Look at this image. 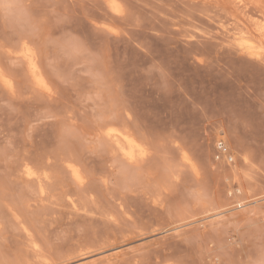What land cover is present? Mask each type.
<instances>
[{
    "label": "rangeland",
    "instance_id": "1",
    "mask_svg": "<svg viewBox=\"0 0 264 264\" xmlns=\"http://www.w3.org/2000/svg\"><path fill=\"white\" fill-rule=\"evenodd\" d=\"M39 2L60 5L45 9L52 19L49 32H57L63 27L60 18L75 17L76 9L69 6L81 0ZM124 2L132 15L121 29L123 35L102 46L115 83L110 81V89L86 99L82 115L118 102L125 115L133 116L128 134L134 138L132 129L174 133L189 151L203 157L211 204L176 205L174 216L165 223L158 214L163 206L158 210L154 199L149 202L147 186L137 191H126L119 184L70 187L67 163L74 162L90 176L96 173L94 134L81 125L85 142L62 143L49 135L50 129L35 123L47 115L40 108L45 102L21 100V106L10 113L0 104V188L11 189L9 206L30 230L46 227L54 232L63 247L59 258L71 257L70 264H147L150 259L169 264L181 238L195 242L196 252L189 259L199 264L221 260L258 264L264 258V213L259 203L264 198V171L259 168L264 161V66L240 50L239 45L253 38L240 30L245 16L225 0ZM35 3L22 0V7L12 9L7 19L0 14V27L4 23L23 27L24 9ZM153 65L164 69L166 87H161L159 73L150 77L145 71ZM238 148L256 162L249 172L251 179ZM25 167L36 173L31 180ZM41 186L46 196L38 198ZM237 204L245 210L234 208ZM205 210L214 215L197 220L196 215L203 216ZM154 222L163 227L154 231L141 227ZM0 224V258L26 264L27 239L15 229V220L4 215L2 205ZM177 227L182 229L179 234Z\"/></svg>",
    "mask_w": 264,
    "mask_h": 264
},
{
    "label": "snow or ice",
    "instance_id": "2",
    "mask_svg": "<svg viewBox=\"0 0 264 264\" xmlns=\"http://www.w3.org/2000/svg\"><path fill=\"white\" fill-rule=\"evenodd\" d=\"M256 6L244 0H236L235 4L240 10ZM21 7L22 0H0V14L5 19L12 9ZM52 7L60 5L51 2L43 4L37 0V3L29 4L24 9L27 19L23 27L12 23H4L0 27V104L4 111H16L21 106V100H43L45 103L40 108L45 109L47 115L36 119L35 123L50 129L51 137L58 138L62 143L85 142V131L81 125L94 134V154L98 157L96 173L90 176L74 162L67 163L70 187L90 188L94 183L119 184L126 191H137L147 186L149 202L154 199L158 210L163 206V211L158 214L164 218L165 223L170 222L169 216H174L172 209L176 205L186 208L210 205V193L203 180L205 161L202 156L189 151L174 133L132 129L135 134L133 141L128 134L133 116L125 115L118 102H114L110 108L105 105L103 111L97 112L93 108L91 113L82 115L86 113V99H90L93 93L98 95L100 91L110 89V81L115 83L114 70L108 67L102 46L105 41L123 35L121 29L132 15L130 6L124 0H81L69 6L76 9L77 15L60 18L59 23L63 27L57 32H49L52 19L45 9ZM259 7L264 9V0ZM102 20L103 24L100 23ZM261 32L264 33V28ZM240 50L246 57L264 66V35L251 38V42L246 45L241 44ZM145 71L150 77L159 73L161 87H166L167 77L163 68L153 65ZM46 120L51 123H45ZM113 135L133 144V150L120 147L112 140ZM237 150L241 152L244 164L249 166L245 174L251 179L249 172L256 167V162L243 154L241 149ZM47 163L50 165L52 161L48 160ZM109 167L111 172L108 171ZM259 168L264 171V161L260 162ZM23 171L29 180L35 175L32 167H25ZM261 184L264 185V178ZM0 196L4 215L15 220V229L22 230L27 239L26 264H70L71 257L59 258L63 254V247L54 232H48L46 227L30 230L18 212L9 206V186L0 188ZM36 196H46L43 186ZM68 199H72L71 192L68 193ZM259 203L260 211L264 213V198H260ZM249 206L256 205L250 203ZM233 207L245 210L244 205ZM213 215V212L205 210L203 216L197 214L196 219L204 220ZM212 223V231H215L217 225L214 221ZM0 227L3 225L0 224ZM141 227L154 231L163 225H155L154 222L152 226ZM163 231L168 230L164 228ZM180 231L182 229L177 227V234ZM181 240L179 251L169 264H199V261L189 259L196 252L195 242L183 238ZM0 264L16 262L0 258ZM147 264H156V261L150 259ZM220 264H235V261L221 260ZM258 264H264V258Z\"/></svg>",
    "mask_w": 264,
    "mask_h": 264
},
{
    "label": "bare ground",
    "instance_id": "3",
    "mask_svg": "<svg viewBox=\"0 0 264 264\" xmlns=\"http://www.w3.org/2000/svg\"><path fill=\"white\" fill-rule=\"evenodd\" d=\"M225 1H227L229 3L230 7L233 6L232 8H233V10L235 12L238 11L240 14H243L245 16V19L244 20H240V19H243L244 17H241V18L236 17V18H238L240 20V23L239 24L241 25V29H240L241 32L243 30L244 33H246L247 37L250 36V37L259 38V37H261V35H264V33L261 32V29L264 28V9H262L261 7H259V5H261V3H262V0H244L245 3H252V4H255L257 6L256 7H252V8L245 7L243 10H240L239 8L235 7L236 0H225ZM227 2H225V3H227ZM229 5H227V6H229ZM235 12H234V14H235ZM248 14L250 16H247ZM237 15L235 14V16H237ZM243 38H244V36H243ZM245 38H246V36H245ZM129 138L132 139L133 141L135 140V138L133 136H131V135H129ZM112 140L115 143L119 144L120 147H122V148L123 147H127V150L128 151H132L133 150V144H129L126 141L119 140V139H117V137L115 135H113ZM35 176H36V173H35L34 177Z\"/></svg>",
    "mask_w": 264,
    "mask_h": 264
}]
</instances>
